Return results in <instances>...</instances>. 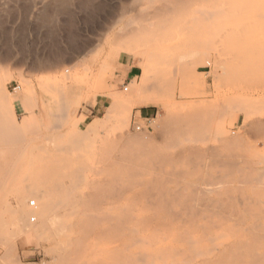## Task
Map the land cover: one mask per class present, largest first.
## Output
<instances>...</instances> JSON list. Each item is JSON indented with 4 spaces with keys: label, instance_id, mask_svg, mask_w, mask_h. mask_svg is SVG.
Returning <instances> with one entry per match:
<instances>
[{
    "label": "rangeland",
    "instance_id": "1",
    "mask_svg": "<svg viewBox=\"0 0 264 264\" xmlns=\"http://www.w3.org/2000/svg\"><path fill=\"white\" fill-rule=\"evenodd\" d=\"M172 1L0 0V87L5 90L7 102H11L9 112L2 113L3 118L2 114L0 116V260L7 259L6 254L10 255L7 261L4 259L6 264H13L14 260V264H61L50 236L23 234L19 230L13 211L17 204V191L39 183L45 193L52 188L59 189L60 194L66 190L78 192L86 189L88 182L106 175L107 168H116L117 164L112 160L119 158L120 153L117 152L120 150L135 152L143 147L142 150L150 154L149 158L155 157L157 152L172 156L170 163L166 161L164 165L163 162H154V157H151L149 162L159 167L156 171L144 172L145 175L156 174L161 169L160 172L170 174V178L176 175L170 170L174 174L171 175L169 168H186V171L190 168L185 161L184 164L181 162L184 156L180 157L174 151L180 152V148L183 150L186 146L217 147L221 137L236 138L240 145L231 144L230 149L226 145L225 148L220 146L223 154L219 161L210 155L199 159L203 158L206 162V174L223 175L225 179L221 185L224 189L235 186L236 189H230L238 190L248 179L247 185L244 182L239 191L243 189L241 193L251 195L252 205L259 202L254 204L255 207L260 205L264 210V201H261L264 200V130L263 133L254 130L257 122H264V0ZM166 6L168 11L165 12ZM215 9L223 11L219 14L222 16L217 18L225 19L222 23L221 19L218 20L219 25L224 23L227 26L223 31L234 30L239 34L227 39L226 34L217 33L221 39L215 38L219 37L214 32L222 30V25H214L215 19L211 17ZM182 24L185 28H181L187 30L204 28L207 33L203 37L206 36V39L216 35L207 40H216L214 45L213 41L209 45L218 46L221 54L214 47L211 50L208 47L206 56L202 57L209 58L213 64L204 63L201 59L202 62L192 61L189 57L182 62L177 57L172 60L165 49L162 51L163 40H154L152 45L155 46H141L147 47L151 55L143 58L123 48L131 40L128 30L134 28L159 33L163 29L175 30ZM161 26H164L163 29H160ZM144 62L148 66V71L145 68L147 74L143 72ZM131 65L136 66L138 71L130 80L126 79V72ZM143 74L148 75L150 84L139 97L151 98L155 102L146 105L151 106L148 115L140 112L145 105H132L133 99L138 96L128 99L129 102L120 107L109 103V98L104 100L107 96H130L129 89L144 81ZM167 82H171L169 86L165 85ZM124 86L128 87L127 90ZM7 102L0 97V107L7 108ZM174 117H181V120L184 117L185 125ZM166 122L165 126H169L170 130L164 129ZM135 125H139L140 129H135ZM176 125L179 127L176 128ZM181 127L182 130L178 129ZM124 130L128 135L140 136L142 142H131L129 145L121 142L117 137ZM7 132L9 136L5 135ZM67 159L73 160L72 167L82 168L84 165L85 170L80 173L83 178H64L57 182L52 177H63L68 172L64 163ZM48 165L55 167L45 172ZM42 169L43 172L39 171ZM185 170L183 180H192L194 172L191 168L190 172ZM251 175L260 176L261 183L255 179L251 184ZM228 176L233 182L227 180ZM239 176L243 178L240 180ZM173 179L168 182L171 186V181H175ZM234 179L240 181L235 182ZM181 181L180 184H183ZM133 191H127L119 199H109V203H102L100 207L123 206L130 208L134 216L154 215L157 209L150 208L154 205L149 204L146 198L127 201ZM239 191H235L236 196ZM59 205L64 204L54 206ZM174 206H177L174 209L179 208ZM200 207L202 209L203 206ZM59 212L65 214V210ZM249 212L252 208L247 212L250 216ZM202 214H205L204 210ZM247 214L245 221L248 222L250 218ZM31 215L34 216L33 213ZM35 219H38L36 215Z\"/></svg>",
    "mask_w": 264,
    "mask_h": 264
},
{
    "label": "bare ground",
    "instance_id": "2",
    "mask_svg": "<svg viewBox=\"0 0 264 264\" xmlns=\"http://www.w3.org/2000/svg\"><path fill=\"white\" fill-rule=\"evenodd\" d=\"M174 1H172V3ZM167 9L168 8L166 6L165 12ZM212 11L213 13L211 17L212 16L214 17L215 20L213 18L212 20H214L215 22L214 21L213 22L216 23L214 25L216 26L218 25V27L221 26L222 24L219 25L218 23L220 21L222 23V21H224L225 19L224 18H223L224 20L221 19L222 17L220 18L221 20L217 18L222 16L219 15L222 10L219 9L218 11V9H215ZM165 21H169V20H165ZM156 26H159V24ZM179 26L175 30L173 29L166 31L165 29H163L164 26L163 27L161 26L160 29L162 28L164 30V32L162 33L163 36H161V32L163 30L162 31L160 30L159 33H153V31L148 33L141 29H134V28L133 30L127 29L129 31L127 33H129L131 37V38L129 37V39H131L130 40L131 44L129 43V39H128L127 43L129 44L124 46L123 48L128 53L143 58L150 55L149 53L150 50L147 51L146 49L147 47L142 48L141 46H146L147 44L152 45V42L154 44L156 40H163L161 41L163 42L161 46L163 48L162 51H164L165 49L166 55L168 56V58H171L172 60H174L175 57H177L182 62L186 60V58L188 60L189 57L192 61L199 60V62H202L201 60H203L204 63L213 64V61L211 62L209 58L206 59L205 57L204 59H202V57H204L203 55L208 52L207 49L210 48L211 50V48L213 49V47L215 48L214 50L219 51V54H221L220 52L221 50L219 49V47L213 46L214 43L217 41L215 40L214 42V40H210L211 42L213 41L212 42L213 45L212 47H210L209 44L211 43L210 41L208 42L207 40L213 37L212 33L214 31L213 32L210 31L212 32L211 33L212 35H210L211 37L206 39V36L203 37V35L207 33V31L204 30V28L203 30H190V28L187 30V28L183 29L185 28L183 24L182 26L181 25ZM225 26L226 25L223 23L222 30L217 31L215 29L216 32L214 33L215 34L220 33L223 36L224 34H226L227 39L232 38L233 34L234 35H236V33L239 34V31L235 32L234 30L233 32L231 30L223 31V28H225ZM151 35H157V36H151ZM218 35L219 34H217V36ZM218 37L219 38L217 37L215 38L221 39L220 36ZM223 39L225 40V37ZM159 51L161 54L162 53L161 50ZM159 56L157 57V59L159 58ZM145 62L144 64H142V67H143V72L147 74L146 70L148 68L146 67L148 66L147 63ZM147 77L144 76L143 74L144 81L142 80L140 81V83H136L135 85L132 86V88L129 89L130 93L128 92V94H130V96L128 97L107 96L104 100L106 101L109 98L110 100L109 103L113 104L115 107H120L128 103L129 102L128 99L130 100V98L132 97L135 98V96H138L135 100L133 99L132 105L136 104V105L146 106L149 104H154L155 102L151 98L139 97V94L142 92V90L150 84V82L147 81L149 79ZM168 82L167 84H165L166 86L167 85L169 86V84L171 83ZM127 88L128 87H126V89L124 88V90H127ZM0 97L2 98L3 101L4 100L6 102L9 101L6 98L4 88L1 87H0ZM10 103L11 102H7L8 109L5 106L0 107V116L2 113L7 114L9 112L11 108ZM61 106L63 105L61 104ZM199 110H197V113H199ZM129 111H130V106H128L127 112ZM200 113H202V111ZM1 117L3 118V114ZM169 117H172V115ZM194 117L197 119V116ZM180 118L175 119L174 117V120L178 119L177 121L179 120L183 121L182 123L185 125V120H184L185 118L183 117L182 118L183 120H181ZM198 119L199 121L202 120L200 118ZM24 121L27 120L25 119ZM6 122L8 123L7 119ZM166 124L167 122L164 124V126ZM177 126L178 125H176V128ZM167 127L164 129L165 130L169 129V126ZM172 128L175 127L172 125ZM182 128L183 127L178 129L182 130ZM189 128L191 129V127ZM193 128L195 130L196 127ZM185 129H187V127ZM254 130L259 131L261 133L262 130H264V122L262 121L257 122V124L254 127ZM5 135H8V132ZM5 139L7 140L6 137ZM117 139H119L121 142L126 144L128 143L132 144L134 142L141 143L143 140V139L141 140L140 136L137 135L131 136L130 134L128 135V133H126L125 130L118 135ZM220 139L221 142L217 147L209 146L204 149L197 146H186L183 150L182 148H180V152L174 151L175 154L181 155L180 157L184 156L181 162L185 161L187 163V167L189 164L191 170L194 172L193 176L190 175L191 178L193 179L189 181L183 180L184 179L183 173L186 168L181 169L179 167L173 169L169 168V172H171L170 170H172L175 173L176 177L170 176L169 178L170 174L169 175L166 174L167 175L166 176L165 174H163L164 172H160L161 169L159 170V172H156V174L150 173L149 175H145L144 172L146 170L156 171L159 166L156 165L155 163H150L151 162L150 158L154 156H151L149 158L148 156L150 154L147 155V152L145 153L144 150H142L143 149L142 147L141 150L137 149V151L135 152L133 151L126 152L125 150H120V152H117V154L120 153L119 158L117 160L116 159L112 160L114 163L117 164V166L115 165L116 168L113 169L107 168L106 175H103V177L101 178H96L91 180L90 182H88L86 189H82L78 192L73 190H66L62 194H60L61 191L59 189L52 188L47 193H45V191L40 187V183L39 185L35 184L32 185L31 187L27 186L28 188L26 189L24 188L25 190L20 189L17 191V196H16L17 204L16 207L13 209L16 220L18 221L17 226L23 234L31 233L37 236L38 235L50 236L52 238L51 239L53 243L52 246L58 252V257H59L58 261L61 264L63 263L64 264H264V222H260V219H264L263 207L260 205L259 207L257 206L255 207L254 204H258L259 202L258 203L254 202L253 204L254 206H253L251 203L252 202L251 195L248 196L249 194L247 195V193L246 194L241 193L243 192V189L239 191L240 188H242L241 186L245 185L248 179H246V182L244 180L245 184L243 182L240 188L239 189L237 188L238 190H231V189H236L234 188L235 186L230 187L231 188V189L229 188L230 190L228 188L224 189V185H221L224 184L222 183V181H224L223 175H215V174L209 175V173L206 174L207 173L206 162L204 161L203 158L199 159V157L201 156L206 157L207 155H210V157H213L212 159L215 158L217 159V161H219V159L222 158L221 156L223 154L222 150L220 149L221 145H223V147L225 145L229 146L230 149L231 144L232 145L234 143L235 145L236 143L239 144L236 138L230 139L228 137H221ZM115 143L116 142H114V144ZM117 146H115V148ZM143 146L145 147V145ZM115 148L112 147V150L114 149L115 151L117 149ZM117 151L119 150L117 149ZM151 152L153 153V151ZM170 154L171 153H169V155ZM114 157L116 158L117 156L115 155ZM170 157L168 156V154L165 155L160 152L159 153L157 152L156 156L154 157L155 159L154 162L155 161H158L159 163L163 162L164 165L165 164L164 162L166 161L169 162L172 160ZM74 161H76V159H74ZM245 161L247 162V160ZM262 162L264 163L263 160ZM64 163H65V168L68 172H66V174L63 177L58 175L55 176V178L52 177L53 179H55L57 182L58 181L60 182L64 178H71V180L74 179L79 180L80 178H83L82 174L80 173L81 171L83 172L85 170V168H83L84 165L82 166V168H80L81 166L80 167L76 166L77 168H75L74 166L72 167L73 160L71 159L69 160L67 159L66 161H64ZM54 167L55 166L53 165H48L45 169L46 170L45 172L52 171ZM226 168L229 169L230 167L229 168L226 167ZM189 169L187 170L188 172H190ZM232 169L233 168H230L229 170ZM43 170L44 169L39 171L43 172ZM172 174L173 173L171 172V175ZM48 175L49 174H47V176ZM227 175L225 177H227ZM256 176L252 177L251 175V177H249L250 179L252 178L254 179V180L252 179L251 184L255 182V179L257 180L259 179L260 176H258V178H256ZM239 177L240 180L243 178L242 176ZM245 177L246 176H244V178ZM172 178L175 179V181H171L173 182L172 183L173 186L169 185L168 183ZM236 178L238 179V177ZM237 179L236 180L234 179L235 182L240 181ZM227 180L230 181L231 178L229 177ZM180 181L183 182V184H180ZM231 181L233 182V180ZM258 181L259 183H261L260 179ZM231 184L229 185L227 184V186H231ZM236 186H238L237 183ZM262 188L264 189V187ZM129 190H131V192L132 190L134 191L132 194H130V197L127 195L129 197V199L126 198L128 199L127 201H133L139 197L144 199L146 198L149 201V204L151 203L152 205H154V206H150V208L154 207L155 209H157L156 213H160V214L154 213V209H153L152 212L154 213V215L144 216L143 214L140 215V217H138L132 215L129 210L130 208L128 209L127 207L126 208H124L123 206H112L110 208L100 207L102 203H109L110 202L109 199H119L121 197H124V195H126V192ZM235 191L236 192L239 191L238 196H236ZM61 195H64V198H60ZM259 196L261 195L259 194ZM263 196L264 195H262V197ZM248 197L249 198L251 197L250 200L248 199ZM32 201L34 203L33 208L30 207V202ZM60 203L64 205L62 206L59 205L58 207L54 206L55 204H60ZM129 203L131 204V202ZM174 205H178L179 208L174 209V207H177ZM199 205L203 206L202 209ZM251 208H252V212H249L251 214L249 216L247 212L248 210L251 211ZM60 210H65V214L61 215L59 212ZM109 210H111V212ZM203 210L205 214H202ZM205 211L208 213H206ZM152 212L150 213L153 214ZM32 213L34 216L31 215ZM245 214H247L248 217L250 218L248 222L247 220L245 221L246 219ZM28 215H31L29 220H27ZM35 215L37 216L38 219L37 221L36 219L33 220V222L36 221V223L30 224L31 217L35 218ZM6 255L10 257V255L8 254ZM4 259L7 261L6 258ZM4 259L0 260V264L7 263L5 262ZM15 261L16 260H14V263Z\"/></svg>",
    "mask_w": 264,
    "mask_h": 264
},
{
    "label": "crops",
    "instance_id": "3",
    "mask_svg": "<svg viewBox=\"0 0 264 264\" xmlns=\"http://www.w3.org/2000/svg\"><path fill=\"white\" fill-rule=\"evenodd\" d=\"M137 71H138V69L136 68V66L131 65L130 67H128L127 72H126V79L131 80L134 76L137 75ZM149 107H151V106L142 107L140 109V112H144L146 115H148L149 114V109H148Z\"/></svg>",
    "mask_w": 264,
    "mask_h": 264
},
{
    "label": "built area",
    "instance_id": "4",
    "mask_svg": "<svg viewBox=\"0 0 264 264\" xmlns=\"http://www.w3.org/2000/svg\"><path fill=\"white\" fill-rule=\"evenodd\" d=\"M124 88L126 89V86H124ZM135 129H140V126L139 125H135ZM30 205H34L33 201L30 202ZM35 218L34 217H31V221H33Z\"/></svg>",
    "mask_w": 264,
    "mask_h": 264
}]
</instances>
